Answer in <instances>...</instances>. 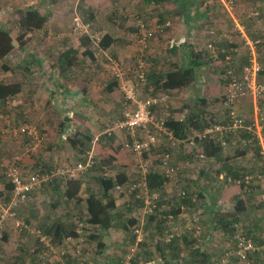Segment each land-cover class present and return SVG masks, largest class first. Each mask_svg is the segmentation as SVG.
<instances>
[{
    "label": "trees",
    "instance_id": "obj_1",
    "mask_svg": "<svg viewBox=\"0 0 264 264\" xmlns=\"http://www.w3.org/2000/svg\"><path fill=\"white\" fill-rule=\"evenodd\" d=\"M142 1L143 4L147 7L155 6L157 8H166L170 3H173L176 5V10L174 12L175 15L177 16L184 15L185 16L184 21L186 20V22L190 24L193 23L194 18L201 17L199 13H197L196 16L191 15L192 12L190 11L188 0H142ZM227 1H229L231 4L233 3L232 0H227ZM206 8H205L206 9L205 15H203V17H205L207 11H209L208 6H206ZM79 9L83 17V19L82 18L81 19L84 20L85 23L91 24V22H94V19H96V17L93 12H90L89 10L87 11L83 8H79ZM254 15H258L259 17L261 16V14L259 15L257 13ZM76 16L77 15H75L74 18ZM48 17L49 16L45 17V15H43L37 8L32 7L26 9L24 12H22V17L18 22V28L20 31L19 36L22 35V33L28 31H34V32L43 31L44 28L47 26ZM74 18L72 20L71 33L78 37L82 36V38H84L86 41L85 45L88 46H90L91 44L93 45L89 35L79 34L74 32V28H73ZM104 19H103L104 23L102 22L101 26L104 29L105 33L104 34L99 33L100 38H102L99 46L100 49H106L110 45V43L108 42V38L106 36V34L110 33V32H106L107 19L105 20ZM160 19L161 20L159 26H162L167 22H169V20L165 21V17L162 15L160 16ZM240 21L242 24L243 33L249 40L251 38L250 41H252L255 44L258 60L260 64H262V60L264 61V59H260L259 56L261 57V55L258 54L259 52L258 47L260 44L258 45V43L256 42V40L249 31L248 34L250 38L247 36L246 31L248 27L242 22V20ZM169 29L170 28L166 29V31ZM93 30L94 29L92 27V31ZM138 30H140V28H138ZM237 31L238 32L236 34L238 35L240 34L243 36V33H241L240 30ZM94 32L95 31H93L92 34H94ZM138 33L140 35V31H138ZM164 35L156 34L157 39L163 37ZM226 36L227 34H223L221 33V30H217L214 28L209 32V40H208L209 43L205 49H201L195 46V44L193 42H190V40L187 39L186 36L182 40L179 39L180 41L178 42L177 40H172V43L174 42V45L172 46L171 49L168 47V49L170 50L169 54L173 56L178 52L179 49H182L187 58L184 65H179V64L175 65L173 63L172 68L170 70L164 71L161 67L160 69H158L157 65L153 64L152 69L150 68L149 70L150 73L147 75V84L146 87L144 88V93L145 94L149 93L148 96H158L163 93L170 94L171 92H175V91L184 92L189 87L196 86L198 81V70L204 67H213V66L218 67L219 62L221 64L220 74L222 76L227 77V79H228L227 73L231 67H235V70L238 73H240L241 67L249 64V54H248L250 53L249 46L247 47V49L246 48L244 49L247 53V57H242L243 63L237 65L236 59L238 56H241L240 53H242L240 50V46L239 44H230L227 42H223L224 39H226L224 38ZM16 38L17 36L15 37L10 32L4 30L3 28H0V109H5L6 102L17 99V97H19L20 95L29 92L28 90H26L28 86H26L23 82H20L19 80L18 81L11 80L10 82H8L7 80L8 71L13 72L14 75L16 76L21 72L24 66L23 63L20 62L18 63L16 62L17 64L14 66V68H12L10 65V60H9L10 55L17 49L15 46ZM210 45L215 48L214 51L209 48ZM93 53L94 52L91 50V53L88 52L86 56L91 57L93 60V57L91 55ZM81 55L84 56V52L81 53L80 50L70 48L66 52L62 53L59 58L61 60H64L63 63L64 68L70 69L77 66L79 67L81 65L80 62ZM228 56L232 57V64L230 66L225 64V59ZM261 74H264L263 67ZM227 84H228V80H227ZM250 99H251L250 96L243 98L241 100L242 104L246 103ZM211 105H212V101L208 97L197 94L195 98H193V105L191 106L189 115L185 118V120L180 122L175 121L173 120V115L171 118H169L170 120L168 119L166 125L169 131L173 133L176 139L184 143H187V145H189L186 140H188V138L193 135L194 131L203 132L205 128L212 125H216L218 123V121H216L217 117L212 113L210 109ZM167 108H169L168 104H167ZM123 113L124 111L120 115L123 116ZM228 113L229 111L226 110V114ZM119 120L120 119H118L117 122H119ZM227 124L231 125L233 124V121L227 118V120L225 119V124L223 125H227ZM107 130L106 133L102 135L100 139H98V143H96L94 146V150H96L100 154V156L94 157V165L91 168H88L82 172H77L76 173L77 177L75 176L72 179H68L69 181L68 180L65 181V178H67L66 175H69V173H65V175L60 174L59 170L64 171V169H60L56 167L55 164L52 163L45 164L43 162L44 163L43 166L41 165L42 164L41 161H37L34 164V166L32 165V168L25 170L21 168V166L18 163V160L17 162H13L15 163V166L17 167L19 166L22 170L27 171V173L29 172L31 174H35L42 177L43 176L50 177L48 178L47 181H44L41 188H38L37 190L43 188V189H51L55 191V194L57 195L59 202L53 206L54 209L60 208L61 203L62 202L66 203V201H73L74 203L77 204L78 209L77 208H76L77 210L73 209V211L71 210L70 212L71 215L69 216V218L71 220V224H63L62 222L63 218L60 217L54 218L53 215L51 214L49 215L47 226L44 227L43 233L46 235V236L44 235L45 237L47 238L49 237L50 247H53V250L54 249L57 250V253H59L60 255L61 253L60 250L65 249V244H66L65 242L67 241L68 237H71L73 239H78L80 236H82L85 239V244L84 247H82L81 256L75 257V253L70 251L69 253H67L66 256L60 257L59 262H57L59 260V256H56L54 258L55 260L53 259L54 262L51 259H49V261L46 260L47 259L46 255L48 253H51V251L49 249V246H47L44 243H40L35 247L33 251H30L29 256H26V258H29L31 260L32 264H80V263L91 264V258L94 256L91 257L86 256V254L88 253L87 250L88 241L94 242L96 249H98L100 252L103 246H105V243L103 242V239H105L104 235L107 232L109 233V231H111L113 228H117L119 226V223L116 222V217L114 212V210L116 209V201L114 199L115 186L117 184L128 185L129 183H126L127 177L122 174H118V175L111 174L107 176L105 173V169L107 171L108 168H112V167L115 168L117 166L118 162L120 161L118 159L119 152H121L122 150L127 151V153H131V152L126 150L124 148L125 147L124 145L116 144L117 137L115 134H113L116 129L112 131L111 136H108ZM232 134H234L233 137L238 136V139L240 138L247 139L251 137V134L244 132L243 130H239L238 132L235 133L233 132ZM125 138L127 141L128 136L126 135V133H125ZM129 141L131 142L130 139ZM92 142H93L92 138L88 134H83L81 131H77L74 134V137L70 139L71 148L76 151L75 156L78 161L83 160V162H85L87 160L89 153H91L90 150L93 147ZM236 145L239 147L235 149L237 151L238 150L255 151L254 155L259 160L260 163L259 173L264 178L263 156L261 155V148L259 146L258 140L257 139L255 140V144L247 145L246 147L240 145L239 143H237ZM160 147L161 148L159 149L160 150L159 153H161V155L164 153L171 154L172 165L179 168L180 170L177 172L178 174L175 177L177 183L180 185L183 184V181L181 180L182 178L179 179V176L182 177L181 176L182 169L180 165L174 163V158L176 157L175 154H177V151L179 152L180 146L174 147L172 146L171 143H169L168 146L160 145ZM190 148L192 154H187L186 152V156L190 160H193L194 158L198 159V155L202 152L207 154L209 149L213 150L219 155H223L222 150L224 149L220 146L218 142L214 140H207L204 141L203 143H200L198 146H195L194 148L192 147ZM152 152L150 154H152ZM224 162L227 161L226 160L220 161L219 163L222 164ZM226 168H227L226 172L228 177L225 178V180L223 179L224 180L223 182H228L230 184L232 183L231 185L235 186L232 187V189H234L237 192L239 191L240 194L236 197V199L233 198L234 201L237 202L235 204V210L229 212L224 211L222 213L216 212V209H213L215 204L211 205L212 204L211 201L210 204H207L206 206L204 205V202L203 203L197 202L198 204L195 202L193 203L192 195L189 194V192H187V196L185 198H182L181 195L178 194L177 197H173L169 201L165 200V197L161 194L163 193L165 186H167L169 180L164 177L163 169L161 167L160 170H156V171L155 169H150L149 175L147 176L149 190L153 194L156 195L159 194L160 200L157 202V206L154 211V214L148 215L149 217L147 219L146 225L144 226V229L147 225L148 226L155 225L159 229L164 228L165 225L167 226L168 224H170V222L174 221L176 217L180 215L181 211H184L183 207L186 208V210L189 209L190 211L195 210L198 207L201 210L199 209L198 212H194L197 214L198 217L199 214L202 213L203 211H206L209 214L214 215L216 220L214 222V227L212 232L224 231L226 233L225 241L226 243H228L227 246L221 244L213 249L209 248V246L207 245H204L205 247L203 246L194 247V245L197 244V240L189 241L187 239V236H183V235L180 236L182 238L175 237L170 242H166L167 235L171 233V231H167L165 233L166 236L164 235L165 236V241H163L164 244L161 242L162 244H158L159 245L158 249L156 248V253L157 254L159 253L160 255L159 254L158 255L160 257L157 261L153 262V264H172L167 262L168 261L167 256L168 254H170V252H168L167 250L171 249L172 251L173 249V251L176 252V255L180 257L181 255L180 253L181 248L179 246L180 242L184 243L188 247L186 248L189 249L188 259H187L188 264H215V262H211V261L221 260L223 257H225V254L227 252L234 250V248H236L235 233L238 230L244 232L240 228L239 223L240 220L243 218V216H247L248 215L247 212H249L247 211L246 205L244 203L245 199L243 198L247 199V196L250 195L252 197V200L247 199V202L249 203V205L253 204V200L256 201L257 195L264 193V179L262 181H258L257 179H254L249 184H247L244 177L245 175L251 173L243 172L242 174H240L238 170L231 169L232 167H230L228 163ZM2 172L3 173L1 174L0 177L3 184V190H0V202L2 203L0 207V219L4 212L2 210L10 206L12 201V196L15 190V186L13 183H11L10 179L8 178V175L5 173V169H2ZM53 173H57V174L55 175ZM85 176L87 180L92 181L99 187L100 189L99 194H94V192H92L89 188H87L86 181L83 179L85 178ZM260 183L262 184V186L260 185ZM195 185H198L197 188L199 191L202 190V187L199 185L198 181L195 182ZM186 189L189 191L190 189H192V186L189 185ZM35 191H33V193L31 194L32 197H34L33 195ZM198 197H199V201L205 199V197L201 193L198 194ZM261 198L262 201L264 202V197ZM127 199L128 201L133 200L132 197L130 198L127 197ZM28 201L30 200L28 199ZM133 203L135 202L133 201ZM136 203L140 208L144 207V203L141 200H136ZM262 205H263L262 208L263 214L261 215V217H264V203H262ZM15 211L18 215V208H15ZM169 215H171L172 217L171 220L169 218L170 217ZM8 219L9 218H6L4 222L1 224L0 227V230L2 229L1 231H3L4 223L7 222ZM135 223H136L135 220H132L131 222L124 225V229H126L127 233L129 234L131 233L130 228L133 227ZM79 224H83V227L81 228ZM23 228H26V230L29 232V229L27 227H23V225L19 229L23 231ZM78 229L82 230V235H80ZM244 234L248 238L252 239L256 246L258 247L264 246V232L263 230L258 229L257 226L254 225L253 230H248L246 231V233L244 232ZM131 238H132V243H130V246L128 247L126 252H124V255L120 259L121 260L120 264H125L127 260V254L129 253L130 249L134 247L136 244V237L132 233H131ZM147 242L148 239H146L145 241L144 238V241L141 244H139L130 264H144L147 261L144 260L145 259L144 257L142 258L143 255L142 253L139 252L140 249L146 250L145 247L147 246ZM167 244H171V245L166 246ZM220 251H222L221 256H219ZM263 252L264 250H259L254 254L250 255L248 262L245 264H261V257L259 255ZM96 254L99 255L98 251L96 252ZM148 254L150 257L153 255L150 252H148ZM24 258L25 257L22 255V257H19L17 260H19L20 262H24L26 260V258L25 259ZM230 258H231L230 264H239V261L235 256L232 255ZM149 260H151V258Z\"/></svg>",
    "mask_w": 264,
    "mask_h": 264
},
{
    "label": "crops",
    "instance_id": "obj_2",
    "mask_svg": "<svg viewBox=\"0 0 264 264\" xmlns=\"http://www.w3.org/2000/svg\"><path fill=\"white\" fill-rule=\"evenodd\" d=\"M77 1L80 2L82 0H50L47 5H44V7L40 6V8L43 9V12L41 11L40 12L43 15L45 14V17H47V15H51V13L48 12L50 7L55 8L57 10V14H59V16H52L53 22L50 21L51 17H48L47 26L44 28L43 31H36V32L28 31L18 36L12 34V32H10L9 30L10 28L4 27V25H2V23L0 22V28H3L4 30L10 32L15 37L17 36V38L15 39V46L17 49L10 55V59H9L11 67L14 68V66L18 62L23 63L24 65L21 72L16 76L14 75L13 72L8 71L7 80L8 82H10L11 80H15V81L19 80L20 82H23L26 86H28L26 90L29 91L28 93H24L20 95L19 97H17V99L6 102L5 109H0V146L3 149V150L0 149L1 150L0 159H4L6 157H9L10 155H12L11 158L15 156L13 155L15 151V143L11 142L10 138L12 136H15V131H16L15 129L20 126H31L34 130L37 128L44 135V139H45L44 144L45 142L47 144L46 150L41 151L40 156L38 155L36 156V158L30 160L28 158H24L26 161L29 162H24L25 160H23V158L21 159L18 158L21 161L20 162L21 168L25 170L32 168V165L34 166V164L37 161H41L42 162L41 165L43 166L44 163L45 164L52 163L55 164L56 167L67 166L68 165L67 163H71V160H69L70 156L62 154L64 153V151H60L58 147H60V145L64 141L65 143L69 144L70 139L73 138L68 134V131H70L73 127L72 118L73 116H75L73 107L79 104L85 105V104L94 103L92 98L94 97L93 93L95 88L97 87V84L92 81L90 82H83V81L86 79L88 81L91 80L92 78L91 70L92 68H94L93 67L95 66L94 64L99 61H103L102 60L103 58L102 56L100 57L101 54H98L96 48L94 49L91 46L85 45L86 41L84 38H82V36L78 37L71 33L72 21L68 16H66V13L68 12L69 9L72 10L73 4H75ZM87 1H90V6L86 4ZM96 1L98 2L97 6L103 7L102 10L103 13L101 14L102 15L105 14V18L107 19L106 32H110L109 34H106L110 45L108 48L102 49L103 54L105 53L106 55V62L111 60V58L119 59L122 61L131 58L133 56L132 54L134 53L133 52L134 48L132 50V46L135 45V47H138V39L132 37L127 39V36L124 33L126 28L123 29L122 26V22L125 21H123V18H121L122 16H120L119 14V8L123 6L124 8H126V11L132 10L133 7H135L136 4L138 3V5L140 4V6L137 5V9H139L140 7H144L143 1L142 0H84L81 6L84 8L91 9L95 12L93 7L95 6ZM71 3L72 6L69 7V4ZM146 8L147 6H145V10ZM149 20H151L149 21L150 25H153V23L156 21V18L152 19V17L150 16ZM182 22H183L182 25L184 27L190 29L191 27L190 23L186 22V20L185 21L183 20ZM137 37L139 38V36ZM171 37L172 38L170 39V41L166 43H170L172 42V40H177L178 42L180 41L179 39L181 40L183 39L180 37L179 30L175 26H174V31L171 32ZM164 38L160 39L159 44L155 46L153 45V47L151 45L150 49L147 48L149 54L151 55L150 58L152 62L150 63L151 65H149V70L150 68L152 69L153 64L154 65L156 64L158 69H160L159 61L163 57L162 50L160 49H161V45L164 43ZM70 48L80 50L81 53L84 52V56L81 55L80 57L81 65L79 67L77 66L74 68L65 69L63 64L64 60H61L59 57L61 56L62 53L66 52ZM91 50L94 52L93 54H91L93 60L91 57L86 56L88 52L91 53ZM186 59L187 58L183 50L179 49L178 52L175 55H173L171 59H168V61L172 62V64L174 63L175 65L176 64L184 65ZM149 73L150 71H148V74ZM110 75L111 74L109 71L108 63H106V121L109 120L115 121L118 120L119 118H122L120 114L125 109L124 106L125 100L123 99V97L117 101L114 100L115 92L117 91L116 86L119 84L116 83V81L110 82L109 80ZM80 80H82V83L79 82ZM129 81L135 82V78L133 76H130ZM198 87L199 84H197L196 86L189 87L184 92L175 91L171 93L186 94V92L188 93L189 90L192 89L194 90V94H193L194 96H190V97L188 96V98L192 101L193 98H195V96L199 94L198 92L201 89L203 90L202 86L199 88ZM204 96L208 97V95L205 92H204ZM97 102H100V98L99 100H97ZM57 104H59L58 109L60 110L57 109V111H53L50 106H54ZM181 112L182 113H178V114H176V112L173 113V120L180 122L185 120V118L189 115V113H187L186 110L183 111V108ZM56 114L57 116L61 117L58 119L59 122L60 120H62V122H60L58 125L60 127V131L58 132L57 137L51 133H47L48 116L50 115V118L53 117L56 118L55 117ZM254 121L256 123L260 122L261 126L264 129L263 117H260V120L259 118H256V120ZM113 134H115L117 137L116 142L119 145L122 144L125 146L126 144L125 133L122 130L117 129L114 131ZM55 138L57 139L56 141H54ZM160 145H162V141ZM186 146L187 143L183 142L179 147V152L177 151L178 158L181 157L182 160L189 159L186 156V151H184L183 149L186 148ZM124 148L128 150L126 147ZM71 151L73 153L76 152L72 148ZM43 152L46 153L41 155V153ZM222 152L223 155H219L213 150L209 149L208 150L209 154L208 153L206 154V159L204 161L200 160L202 164L201 163L199 164L197 180H195V178L189 177L188 175L185 178V181L182 179L183 187L187 192H189V194H191L192 196H194V194H197L196 195L197 199L199 198L198 197L199 193L203 194V196L205 197V199L202 200L204 201V205L206 206L207 204H210L211 201L212 202L211 205L215 204L213 209H216V212L219 213L224 212V206L222 205V202L220 200L222 201L224 200L225 195L221 193V185L224 184L225 182H221L217 180H223V179L225 180V178L228 177L226 172L227 163L229 164L230 167H232L231 169L238 170L240 174L249 171H256V170L258 172L260 171V166H259L260 164L257 163V165L256 164H253L252 166L250 165V161H251L250 156L249 153L246 152V150H240V151L235 150L229 153H227L226 150H222ZM130 154L132 155V153ZM49 155L51 156L49 157ZM125 155H126L125 151L122 150V152H120V155L118 156V159L120 161L118 162L117 168H115V170L120 169L118 171V174L125 175L127 177L126 183H130L132 177H134L132 175L133 169H135V167L133 166L134 161H132L131 159H126ZM21 156L23 157V155ZM176 160L177 158L175 157L174 163ZM225 160L227 162H224L222 164L219 163L220 161H225ZM183 162L184 161H180L178 163L183 164ZM108 169L113 170V167ZM183 176L185 177V175ZM196 181H198L199 185H201L202 190L199 191L197 189L194 190V192H191L190 190L188 191L186 188L189 185L198 186L195 185ZM210 183H213V185L215 186L217 184L218 186L216 188V192L213 194L207 193L206 188L210 187L209 186ZM239 194H240L239 191L234 192L233 198L236 199V197ZM161 195L164 196L163 193ZM170 197L173 196L170 195ZM259 197H264V193L260 194ZM118 198L114 196V199L116 201V209L114 210V212H115L116 222L119 223V226L117 228H113L111 231H109V233L107 232L104 235L105 239L100 238L103 239V242L105 243V246H103L100 253L101 252L104 253L103 254L101 253V256L97 255L98 257L96 259L92 258L91 264H120L121 262L120 259L124 255L122 251L124 250V252H126L128 247L130 246V243H132L131 235L126 234L127 232L126 229H124V225L131 222L132 220H135L136 222L134 226L141 223L140 225L143 226V231L145 233V241L146 239H148L147 246L145 247L146 250L140 249L139 251L143 255L142 258L144 257L145 258L144 260H147L144 264L146 263L153 264L152 262H155L159 259L160 254L158 253L159 254L158 255L156 253V248L158 249L159 246L158 244H162V243L164 244L163 241H165V236H166L165 233L167 231L179 230V233L183 234V236H187V239L189 241L197 240V244H195L194 247H198V246L205 247L204 245H207L209 246V248L213 249L218 245L222 244L219 242L218 237L220 234H223L224 231L212 232L214 227V222L216 220L213 214H209L208 212L203 211L202 213L199 214V217L198 216L196 217L197 215L196 213H194L193 216V214L191 215L190 213L191 211L189 209L186 210V208H184L183 209L184 211H181L180 215H178V217H176L174 221L170 222V224H168L167 226L165 225L164 228L159 229L155 225L152 226L147 225L144 229V226L146 225L147 222L144 220L145 218L143 214H140V217H138L139 215H137V211L135 212L134 210L131 209V207H129L128 210H123L122 209V207H124L122 206L123 202L119 201L120 199ZM243 199H245L244 203L246 205L247 211H249L247 212V214L250 215L252 212V208L247 202V199L252 200V197L248 195L247 199L246 198ZM230 201L232 202V205L234 206L233 209L235 210V204L237 202L233 200ZM58 202L59 201L57 199V202H53V203L54 205H56ZM47 215H49V213ZM124 215L127 216L126 222L125 220H123ZM260 215L255 214V212L254 214L252 213V216L250 215L252 217V222H253L252 226L255 225L258 227V229L264 231V220H263L264 217L257 218ZM169 216L171 220L172 217L171 215ZM175 222H177L176 225H174ZM134 226L130 228V231L132 228H134ZM188 226L193 227L192 232L187 231ZM4 230L5 229H3V233ZM202 231L205 233H201ZM4 235L7 236L6 232L4 233ZM4 238L7 239L8 237H4ZM170 245L171 244H167L166 246H170ZM179 246L181 248L180 257L176 255V252H174L173 249L172 251L171 249H168L167 251L170 252V254H168L167 256L168 259L167 262L172 264H188L187 259H188L189 249H187L188 247L182 242H180ZM97 251L99 252L98 249ZM147 251L153 255L150 257ZM148 258L149 259L151 258V260H149Z\"/></svg>",
    "mask_w": 264,
    "mask_h": 264
},
{
    "label": "rangeland",
    "instance_id": "obj_3",
    "mask_svg": "<svg viewBox=\"0 0 264 264\" xmlns=\"http://www.w3.org/2000/svg\"><path fill=\"white\" fill-rule=\"evenodd\" d=\"M49 1L50 0H0V22L2 23V25H4V27L10 28L9 30L10 32H12V34L19 36L20 31L18 28V22L20 21L22 17V12L32 7L37 8L39 11L43 12V9H41L40 6L44 7V5H47ZM83 1L84 0L80 2L77 1L75 4H73L72 10L69 9L68 12L66 13V16H68L71 21L73 20L75 15H78L79 17L83 19L79 8H83L87 11L89 10L90 12H93L96 17V19H94V22H91L92 27L94 29L93 31H95V33L104 34L105 33L104 29L101 26L102 22L104 23L103 19L105 17V14L104 15L101 14L103 13L102 12L103 7L97 6L98 2L96 1L95 6L93 7V9L95 10L94 12L91 9L82 7L81 4L83 3ZM232 1L233 3L231 4L227 0H188L189 8H190V11L192 12L191 15L196 16V14L199 13V15L201 16L200 18H194L193 23L190 24L191 26L190 29L189 28L187 29L186 27L182 25L183 24L182 21L185 19L184 15L183 16L175 15L174 12L176 10V5L173 3H170L166 8H157L155 6H151V7H147L146 10H145V5H143L144 7H140L139 9H137L138 3L136 4L135 7H133L132 10H128V11H126V8L121 6L119 8V14L120 16H122L121 18H123V21H125V22H122L123 29L126 28L124 33L127 36V39L130 37L137 38L138 47H135V45L132 46V50L134 48V51H133L134 53L132 54L133 56L131 58H128L125 61L111 58V60L106 62V55L105 53L103 54V50L100 48H97L95 45L94 46L92 44L90 45L94 49L96 47L98 54H101L100 57L102 56L103 58L102 59L103 61H99L94 64L95 66H93L94 68H92L91 70V74H92L91 80L88 81L86 79L83 81V82L92 81L97 84V87L95 88L94 93H93L94 97L92 98L94 103H91L92 106L91 104H85V105L79 104L73 107L75 116H73L72 118L73 127L70 131H68L69 136L74 137L73 134H75V132L77 131H81L83 134H88L92 138V141H93L92 142L93 147L90 150V152L93 154L94 157L100 156V154L96 150H94V146L96 143H98V139H100L101 136L106 133V130L109 128H112L117 122V120L106 121V63H108V67H110L111 61H117V62H120L124 66V68H127L128 70L130 68L132 69L133 64L135 62V58L138 55L139 50L143 47V45L140 44V35L138 31H141V29L138 30V28H140L138 26L142 24L147 30H150V31L155 30L156 27L159 26L160 20H161L157 18H160L161 15L165 17V21L169 20V22L171 23V28L166 31L163 37H160L157 40L148 42L146 46L148 49H150L151 45L153 47V45L155 46L159 44L160 39L165 37L164 43L162 44L163 46L160 44L161 45L160 50H162L163 57L159 61V65L164 71L170 70L172 68V62L168 61V59H171L173 56L169 54L170 50L168 49V45H167L168 43L166 42L170 41V39L172 38L171 32L174 31V26L178 28L179 35L181 38H184L186 36L187 39L190 40V42H193L195 46L201 49H205L206 46L208 45L209 32L211 30H213L214 28L217 30H221V33L227 34V36L224 37L226 39H224L223 42H227L230 44H239L240 50L242 53H240L241 56L237 57L236 63L237 65H240L243 63L242 57H247V53L244 49L245 48L247 49L248 47L246 45L245 38L240 34L239 35L236 34L238 32L237 30H239L237 25H241L242 27V24L240 21L242 20V22L248 27L247 31L245 30L247 32V36L249 37V34H248V31H249L251 35L254 37V39L256 40V42L258 43V45L260 44L258 47L259 48L258 54H260L261 57L259 56V58L264 59V0H232ZM86 4L90 6V1H87ZM70 6H72V3L69 4V7ZM138 6H140V4ZM206 6H208L209 11H207L206 16L203 17L207 9ZM48 12L51 13V15H47L51 17L50 18L51 22H53L52 16H59V14H57V10L53 7H50ZM256 13L259 15L261 14V16L259 17L258 15H254ZM150 16L152 17V19L156 18V21L153 23V25H150V22H149L151 21L149 20ZM30 32H33V31H30ZM137 36H139V38ZM147 48L144 50V54L147 57L148 62L150 64L152 63L151 58H150L151 55L149 54ZM261 65L264 71V61L263 60H262ZM220 68H221V64L219 62L218 67L213 66V67H207V68H202L198 70V81H197V84H199V87L202 86L203 88V90L201 89L198 92L199 95H204V92H205L208 95V97H210L209 99L212 101V105L210 109L212 113L217 117L216 118V121H218L217 125L225 124V119L227 120L228 118L225 107H224V103H223L228 79L227 77L222 76L220 74ZM130 76H133V75H130ZM109 80L110 82L111 81L115 82V79L111 75H110ZM79 82L82 83V80H80ZM260 82L264 86V74L260 75ZM116 87H117V91L115 92L114 100L117 101L121 99L122 97L124 99V96L121 92L119 85H117ZM193 94H194V90L192 89H190L188 93L186 92V94L170 93L169 94L170 100L168 101L169 108L163 107L162 109L161 108L157 109L156 115L160 117H164V119L166 120L167 117L165 114L168 113L169 115H171L168 117L169 119L172 117L173 113L175 112L176 114L182 113L181 112L182 108H183V111L186 110L187 113H189V110L191 109V106L193 105V100L191 101L188 98V96L189 97L194 96ZM148 95L149 93L145 94L143 92L142 97L148 98L150 97ZM99 98H100V102H97ZM58 101H59V98H58ZM263 104H264V91L262 92L260 97L256 100H254L253 97H251V99L247 101L246 103L242 104V101H241V103L236 105V112L238 115L242 116L243 118L247 120L246 121L247 126L249 125L256 126V122L254 120H256V118H259L260 120V117L264 118ZM50 107L52 108L53 111H57V109L59 108V104L50 106ZM55 117L56 118L54 117L50 118V115L48 116L47 133H51L57 137V134L60 131V127L58 125L60 122H62V120H60L59 122L58 119L61 117L57 116V114L55 115ZM119 119L121 120L122 118H119ZM26 128H28V130L23 132V129H26ZM15 130H16L15 136H12L10 138L11 142L15 143V151L13 153V155H15L13 158L15 159L11 158L12 155L4 159H0V177H1V174L3 173L2 169H4L3 167H1L2 165L7 166V164L17 162L18 160V163L21 166V163H20L21 158H23V160H25L24 158H28L29 160L34 159L36 158V156L38 155L40 156V152L46 150V147H47L46 142L44 144L45 139H44L43 133L40 132L37 128L34 130L31 126H20V127H17ZM29 130L33 131L31 133L32 135L29 134ZM194 132H197V131H194ZM233 135L234 134L230 135L228 139V141H230L229 146L226 149H223V150H226L227 153L233 152L234 151L233 149L239 148L236 145V143H233L234 140H238V136L233 137ZM56 140L57 139L55 138L54 141ZM69 144L65 143L64 141L60 145L61 148L58 147L60 151H64V153L62 154L70 156L69 160H71V163H67L68 164L67 166L58 167L60 169H64V171L74 170L77 167V164L83 162V160L82 161L77 160L75 156L76 153L75 152L73 153L71 151ZM116 144L118 143L116 142ZM168 145H169L168 141L166 139H163L161 146H168ZM160 148L161 147L158 146L157 148L153 150L152 154L150 155L145 154L143 158H139L134 154L131 155L130 153H127V151L124 150L126 152V155H125L126 159H131L132 161H134L133 166L135 167V169H133V172H132V175L134 177H132V180L130 181V183L138 181L141 178V174L139 173V170H140V164L142 161L144 163L146 162L149 165L150 169H155V171L160 170V167H159L160 166L159 157L161 155V153H159ZM0 149L3 150L1 146H0ZM184 151H186L187 154H192V151L189 145H187L186 148H184ZM246 152L249 153L250 160H251L250 161L251 166L253 164L257 165V163L260 164L259 160L254 155L255 151L248 150ZM45 153L46 152H43L41 153V155ZM21 155H23V157ZM119 155H120V152H119ZM175 155L177 158L175 163L177 165H180L182 169V175H181L182 177L179 176V179L182 178L185 181V178L188 175L189 177L195 178V180H197L199 164L201 163L200 160L197 158H194L193 160H190V159L182 160L181 157L178 158L177 154ZM50 156L51 155H49V157ZM180 161H184L183 164L178 163ZM24 162H29V161L25 160ZM115 168H117V166ZM115 168H113V170L107 169V171L105 169L106 175L108 176L111 174H114V175L118 174V171L120 169L115 170ZM248 173L257 174L258 171L257 170L249 171ZM183 175H185V177ZM70 176L71 175H66L67 178H65V181L68 179H72L70 178ZM83 179L86 181L87 188H89L92 192H94V194H99L100 189L95 183H93L90 180H87L86 176ZM219 181L223 182L224 180H219ZM213 183H210L209 184L210 187L206 188L207 193L213 194L216 192V188L218 186L217 184L216 186L213 185ZM231 184L228 182H225L224 184L221 185V193L225 196H224V200L223 201L220 200V201L222 202V205L224 206V211H228V212L234 211L233 209L234 206L232 205V202L230 200L234 201L233 196H234V192L236 191L232 189L233 186ZM260 185L262 186L261 183ZM180 188H184L183 184L181 185L178 184L176 178L172 181V183L170 184L168 183L167 186H165V189L163 192L165 200L169 201L173 197H177L179 194V191L181 190ZM197 189H198L197 186L192 185V189H190V191L194 192V190H197ZM0 190H3V184H2L1 179H0ZM34 194H36L34 195V197L31 196L29 198L30 201L26 202L25 204H21V206L18 207L17 220L20 221L24 227H27L29 229V232L26 230V228H23V231H22L21 229L15 227L16 222L15 220L13 221L12 219H8L7 222L4 223L3 229H5L4 233L6 232L7 236L4 235L3 231H1L2 229L0 230V264H32L31 260L29 258H26V256H29L30 251H33L37 245H39L40 243H43L37 238V233L40 232L42 236L45 235L43 233V230H44V227L47 226L49 215L50 214L53 215L54 218H58V217L63 218L62 220L63 224H71V220L69 218V216L71 215L70 212L71 210L73 211V209L74 210L78 209L77 204L74 203L73 201H66V203L62 202L60 208L54 209L53 202H57L58 197L55 194V191L51 189L42 188L40 190H36ZM152 195H155V194L152 193ZM170 195H172L173 197H170ZM196 195L197 194H194V196H192V202L193 203L194 202L203 203L204 201H199V198L197 199ZM114 196H116V198L119 197L118 198L120 199L119 201L123 202V205H122L124 206L122 207L123 210H128L129 207H131L132 210H134L135 212L137 211V215H139L138 217H140V214H143L145 218L144 220L147 222V219L149 216L145 214L144 207L140 208L137 205L136 200L128 201V199L125 198L123 195H119L117 193H114ZM259 196L260 195H257L256 201L253 200V204L250 205V207L252 208V212L250 214L251 216H252V213L254 214V212L257 215L258 214L262 215V208H263L262 203L264 202L262 201V198ZM133 201L135 203H133ZM1 205L2 203L0 202V207ZM199 209L200 208L197 207L195 210H192L190 212L191 215L193 214L194 216V212H198ZM48 213L49 215H47ZM261 215L258 216L257 218L261 217ZM251 216H248V215L243 216V218L240 220V223H239L240 228L245 233L246 231L253 230L254 228V226H252L253 222H252ZM51 220H54V219H51ZM123 220H125V222L127 221L126 215H124ZM176 224L177 222H175L174 225ZM180 228H177V229H180ZM177 233L180 235H183L179 233V230H177ZM126 234L131 235V233L130 234L126 233ZM197 234H200V233H197ZM4 237H8V238L5 239ZM225 238H226V233L224 232L223 234L219 235L218 240L220 243L227 246L228 243H226ZM50 239H51V236H50ZM47 241L50 242L49 237L47 238ZM44 244L46 243L44 242ZM68 249H69L68 251H71V248H68ZM87 250H88V253L86 254V256L88 257L94 256L92 257L94 259L97 258L96 256L97 249L95 247L94 242L88 241ZM122 252L124 253V250ZM98 253H99L98 256H101V253L100 252ZM221 253L222 251H220L219 256H221ZM22 255L26 258L24 262H20L19 260H17L19 257H22ZM46 256H47L46 260L49 261V259H51L54 262L55 260L54 258L56 256H59V253H57V250L54 249L53 251H51V253H48ZM259 256L261 257V264H264V252L261 253Z\"/></svg>",
    "mask_w": 264,
    "mask_h": 264
},
{
    "label": "built area",
    "instance_id": "obj_4",
    "mask_svg": "<svg viewBox=\"0 0 264 264\" xmlns=\"http://www.w3.org/2000/svg\"><path fill=\"white\" fill-rule=\"evenodd\" d=\"M140 44L143 47L139 50L138 55L135 58L133 68L127 69L117 61H111L109 71L111 76L118 82L121 92L125 100V109L122 116V120L117 122L115 126L107 130L108 136L112 135L113 130H122L128 136L125 147L131 151L132 154L136 155L139 158H143L145 154L150 155L154 148L160 146L161 141L166 139L174 147L180 146L183 142L176 139L171 131H169L166 123L169 117V114L166 115V120L164 117H158L156 115L157 109H162L163 107L167 108L168 101L170 100L169 94L163 93L158 96H150L148 98L142 97L144 88L147 84V75L149 71V62L147 57L144 54V50L147 48L146 44L150 41L157 40L158 35H164L166 29L171 28V23L167 22L162 26H157L155 30L148 31L145 27L140 24ZM73 28L75 33L87 34L90 36V40L97 48H99L101 43V38L99 33H93L92 25L85 23L78 15L74 18ZM238 29L243 33V28L238 25ZM246 45L249 46V64L244 65L240 73L235 70V67H231L228 70V84L226 87L225 97H224V107L225 110H228L229 113L227 117L233 121V124L229 125H212L204 129L203 132H194L192 136L186 140L190 147L194 148L200 143H203L207 140H214L220 144L222 148H227L230 144L228 141L229 136L234 132L243 130L251 134V137L245 139L240 138L234 140L233 143H239L240 145L246 147L247 145L255 144V140H258L259 146L261 148V155L263 156V165H264V133L263 127L260 122L256 123V126L246 125V119L238 115L236 112V105L245 97H253L254 100L258 99L262 92L264 91V86L260 82V75L262 71L261 64L258 60L256 53L255 44L250 41L245 34ZM174 45V42L168 43V47L171 49ZM211 50H215L213 46H209ZM225 64L230 66L232 64V57L228 56L225 59ZM133 75L135 82H130L129 77ZM28 130V128L23 129V132ZM33 131L29 130V134ZM131 140V142L129 141ZM198 159L204 161L206 159V154L204 152L198 155ZM160 167L163 169L164 177L169 180V184L172 183L177 172L180 171L179 168L172 165V156L169 153H164L159 158ZM94 165V156L92 153H89L88 158L85 162L79 163L74 170H68L64 172L59 170L60 174L65 175L69 173L70 178L75 177V173L82 172L88 168H91ZM5 169V173L8 175L11 183L14 184L15 190L12 196V201L10 206H8L1 216L0 227L6 218L15 220V226L17 228L22 227V223L17 220V213L15 208L25 204L30 198L33 191L41 188L44 181H47L49 176H38L35 174L27 173V171L22 170L19 166H15V163L2 166ZM150 167L145 162H141L139 173L141 178L138 181L129 183L128 185L117 184L115 186V193L123 195L125 198L132 197L133 200H141L144 203V212L146 215L154 214V211L157 206V202L160 200L159 194L152 195L148 186V178ZM57 174V173H53ZM247 184H249L254 179L262 181L264 178L258 172L257 174H247L244 177ZM167 183V184H168ZM179 194L182 198L187 196V191L181 189ZM184 209V207H183ZM82 228L83 224H79ZM24 227V226H23ZM187 231L192 232L193 227L188 226ZM80 235H82V230L78 229ZM131 233L136 237V244L132 247L127 254V260L125 264H130L133 259V255L137 250L139 244L144 241L145 233L143 231L142 225H137L132 228ZM205 233V232H201ZM181 235L177 231L172 230L169 235H167L166 241L169 242L175 237H180ZM37 238L41 242H45L47 246L50 247L49 242L45 236H42L40 232L37 233ZM236 239V248L225 254L221 260H212L215 264H230L231 256H235L239 261V264H245L248 262L250 255L254 254L259 250H264L263 247H258L255 245L252 239L248 238L244 232L237 231L235 233ZM65 249L60 250V257H64L69 253L68 248H71V252L75 253V257L82 255V247H84L85 239L80 236L78 239H73L68 237L65 242ZM50 251H53V247H50ZM153 263V262H152ZM83 264V263H80Z\"/></svg>",
    "mask_w": 264,
    "mask_h": 264
}]
</instances>
